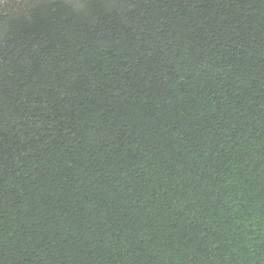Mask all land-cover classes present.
<instances>
[{"label": "trees", "instance_id": "16d2710c", "mask_svg": "<svg viewBox=\"0 0 264 264\" xmlns=\"http://www.w3.org/2000/svg\"><path fill=\"white\" fill-rule=\"evenodd\" d=\"M0 264H264V0L0 1Z\"/></svg>", "mask_w": 264, "mask_h": 264}, {"label": "rangeland", "instance_id": "374dc122", "mask_svg": "<svg viewBox=\"0 0 264 264\" xmlns=\"http://www.w3.org/2000/svg\"><path fill=\"white\" fill-rule=\"evenodd\" d=\"M0 1H5V0H0Z\"/></svg>", "mask_w": 264, "mask_h": 264}]
</instances>
